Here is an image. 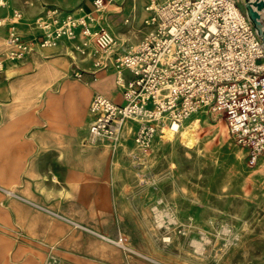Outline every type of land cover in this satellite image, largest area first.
Returning <instances> with one entry per match:
<instances>
[{
  "label": "rangeland",
  "instance_id": "374dc122",
  "mask_svg": "<svg viewBox=\"0 0 264 264\" xmlns=\"http://www.w3.org/2000/svg\"><path fill=\"white\" fill-rule=\"evenodd\" d=\"M0 1L21 13L20 22L48 2ZM113 3L118 8L103 3L98 22L135 43L146 0ZM5 47L0 32V58ZM79 59L74 66L58 51L34 52L0 71V167L11 179L0 183V209L9 253L23 248L16 262L264 264V155L249 165L224 119L204 112L174 134H161V125L145 147L134 142L135 120L115 142L85 143L91 96L118 89L114 71L91 74ZM80 69L89 72L77 78ZM0 264H12L5 248Z\"/></svg>",
  "mask_w": 264,
  "mask_h": 264
},
{
  "label": "built area",
  "instance_id": "2783aa9c",
  "mask_svg": "<svg viewBox=\"0 0 264 264\" xmlns=\"http://www.w3.org/2000/svg\"><path fill=\"white\" fill-rule=\"evenodd\" d=\"M108 1L93 0L91 12L50 7L34 20L37 34L30 39L18 30L20 12L0 18L6 32L0 71L6 61L67 44L74 57L91 62V74L114 71L120 96L91 97L85 143L115 142L125 123L135 120L134 142L145 147L164 122L180 125L204 112L224 119L248 164H255L264 155V48L242 2L146 0L143 31L129 44L98 22Z\"/></svg>",
  "mask_w": 264,
  "mask_h": 264
},
{
  "label": "crops",
  "instance_id": "0c3cea01",
  "mask_svg": "<svg viewBox=\"0 0 264 264\" xmlns=\"http://www.w3.org/2000/svg\"><path fill=\"white\" fill-rule=\"evenodd\" d=\"M92 1L93 0H91V4H88V0H48V2L46 1V3H42V5H43L42 7H44V10L39 11L36 14V17L33 20L28 22L27 20H24V17H23V20L21 22L20 21L18 22V30H19V32L21 33V35L25 39L33 38L37 34V31L33 27V22L39 15H41L48 8H50V7H58L60 9H64V10H74L76 8H81V9H83L84 12H91L93 10ZM111 1H119V0H111ZM109 4L111 6H113L114 8H118V6L116 4H114L113 2H111ZM85 7H88V8L85 9ZM11 11H17V10L16 9H8V8L4 7L3 9L0 10V18H8L10 16V14H11ZM126 21H129V20L126 19L125 22ZM0 32H2V34H3L4 38H5V41H6L5 28L0 29ZM130 35H131L130 33L128 34V36L125 35V38L122 39V41H127L129 44H135L139 40V38L141 36L140 35L138 38L134 39L135 43H132L131 40H133L132 39L133 36L131 37ZM42 51L43 52L44 51H58L60 53H63L70 59L71 64H73L74 66L75 65L77 66L76 60L79 59V58L76 59V57H74L72 55V53L70 51V47L67 44L59 45V46H57L55 48H47V49L36 50L35 53H41ZM72 56H73V58H72ZM80 61L81 62H89L90 63L89 64L90 68L93 69L92 64H91L90 61H88V60H80ZM80 70H84L86 72H89V71H87L85 69H80ZM108 83H109V80L104 79V80H99L98 85L101 87L102 91H105V88L107 87ZM81 96L83 97V95H81ZM117 96L119 97V100H120V96L118 94L114 95L111 98H113L115 100V97H117ZM84 98H85V96H84ZM7 172H8V175H9V171H7ZM9 180H11V179H9V177L6 176V170H3L0 167V183L6 185L7 184L6 182H8ZM11 193H13L12 188L8 189V194H11ZM0 201H1V196H0ZM5 216H7V212L0 209V226L4 227V229L0 228V231L3 232L4 235H5L3 240H1V242H0V248H5L6 249V251L8 252L9 261L12 264H25V262H16L19 259V257H18L19 256V251H22V249H23V248H21L22 246H19V249L16 250L15 252L9 253V248H8V244L9 243L7 242V240H8L7 237H6V233L7 232H6V229H5V228H7L8 225L5 223ZM10 230H11L12 234L13 233L15 235H19L20 234V232L16 231L13 227H11V225H10ZM100 236L102 238H105L103 235H100Z\"/></svg>",
  "mask_w": 264,
  "mask_h": 264
},
{
  "label": "water",
  "instance_id": "95a60500",
  "mask_svg": "<svg viewBox=\"0 0 264 264\" xmlns=\"http://www.w3.org/2000/svg\"><path fill=\"white\" fill-rule=\"evenodd\" d=\"M241 2L264 48V0H241Z\"/></svg>",
  "mask_w": 264,
  "mask_h": 264
},
{
  "label": "bare ground",
  "instance_id": "6f19581e",
  "mask_svg": "<svg viewBox=\"0 0 264 264\" xmlns=\"http://www.w3.org/2000/svg\"><path fill=\"white\" fill-rule=\"evenodd\" d=\"M107 3H111V1H108ZM263 14H264V10H263ZM180 125H175V124L171 125L169 123L164 122V124H162V126H161L160 133L163 135L174 134L180 128ZM195 126H196L195 123L191 122L186 127V129H187L186 131L188 134H184V142L187 143L188 145H190L192 143V136L191 135H192V132H194L193 130L195 129Z\"/></svg>",
  "mask_w": 264,
  "mask_h": 264
}]
</instances>
